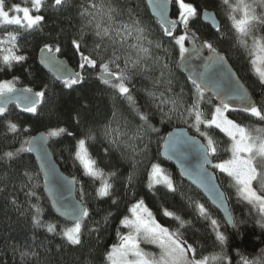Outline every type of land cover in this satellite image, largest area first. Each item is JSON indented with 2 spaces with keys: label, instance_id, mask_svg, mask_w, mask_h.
<instances>
[{
  "label": "trees",
  "instance_id": "16d2710c",
  "mask_svg": "<svg viewBox=\"0 0 264 264\" xmlns=\"http://www.w3.org/2000/svg\"><path fill=\"white\" fill-rule=\"evenodd\" d=\"M170 2L178 21L175 0ZM184 2L197 13L189 18L186 27L178 23L172 36L165 35L164 28L149 15L145 0H63L60 6L54 0H42L38 14L44 19L38 27L16 31L0 24V42L4 43L9 34L15 35V48L25 57L10 65L0 59V83L11 80L16 87L45 93L35 113L12 106L0 114V264H109L107 253L122 231L120 221L141 200L157 223L177 232L185 245L191 246L192 258H207L205 264H264V213L244 199L235 181L211 168L227 197L233 220L230 230L159 155L167 133L177 127L185 128L202 142L206 139L200 133H207L217 148L211 156L213 163L230 155V140L214 127L201 124L197 131L194 114L187 112L197 99L196 90L183 65L188 55H180L174 37L192 33L201 43H210L245 84L250 93L248 101L264 109V84L254 72L251 54L240 43L241 37L229 18H240L241 14L229 7L235 6L237 0H229L228 4L224 0ZM16 5L13 0H4L5 9ZM203 10L215 13L217 31L201 23ZM256 14L264 16V8L256 6ZM97 23L101 29H108L107 36L96 35ZM137 28L143 32H137ZM253 36L264 38V19L255 21L251 34L243 37L247 45ZM74 40L80 44L79 51L73 46ZM46 44L81 74L78 84L65 87L64 82H57L39 66L37 54ZM134 45L148 51L140 52ZM81 53L96 60L97 66L80 68ZM101 63L108 65L110 73H125L131 101L111 86L119 83L116 78L111 83L98 79ZM234 102L237 101L229 102L226 116L258 135L256 130L264 129V120L235 107ZM199 104L202 119H210L211 110L219 105L205 93ZM141 115L147 117L146 122ZM10 123L17 126L15 132L9 131ZM60 128L65 131L49 136L50 130ZM40 132L48 135L54 160L76 183L77 198L88 211L82 220L79 245L69 244L62 235L73 225L59 221L49 209L33 157L27 151L11 159L4 156L21 147L27 149L24 142ZM81 139L85 140L87 156L95 162L98 175H89L77 158ZM153 164L159 165L172 181L173 190L164 184L151 185ZM258 173L264 174V168H258ZM105 181L111 185L109 195L99 196L97 190ZM254 188L264 196V176L254 181ZM197 205L203 207V213ZM33 206L41 209L40 219L45 224L55 226L54 232L33 225ZM165 211L174 215L166 216ZM217 233L224 237L223 242Z\"/></svg>",
  "mask_w": 264,
  "mask_h": 264
},
{
  "label": "snow or ice",
  "instance_id": "6c2138e0",
  "mask_svg": "<svg viewBox=\"0 0 264 264\" xmlns=\"http://www.w3.org/2000/svg\"><path fill=\"white\" fill-rule=\"evenodd\" d=\"M42 0H31L32 9L36 12L40 11ZM63 3V0H54L56 6H60ZM176 3L179 6V20L167 21L165 24H162L161 27L164 28L165 35L172 36V29L176 28L177 23L183 26H187L189 18L195 16L197 10L190 4L185 3L184 0H176ZM225 4L229 3V0H224ZM256 6L264 8V0H253L252 3H248L247 0H237L235 6L229 5L232 8L233 12H239L240 18L236 19L235 16H230L232 20L233 28L238 34H240V43L245 47H249L243 37H247L251 34L254 22L258 19H264V16L258 17L256 14ZM94 7H96L94 5ZM11 11L16 13H22L20 15H10V11L5 10L4 0H0V22L8 25H20L29 30H32L38 27L43 21L44 17L42 15H32L31 10L28 7L14 6ZM111 11V9H109ZM108 19L111 20V16H108ZM97 36H107L108 29H101V25L97 23L96 25ZM137 32L142 33L143 29H136ZM175 44L179 46V53L183 57L185 53L188 52V49L185 47V35H180L174 37ZM16 37L13 34L9 35V43L12 44L13 48L15 47ZM3 43V42H0ZM73 46L79 51L80 44L78 41H73ZM159 47V44L156 45ZM45 49L49 52L52 49L46 44ZM137 47L138 51L146 53L148 50L143 47ZM204 48L208 49L209 55L206 57L209 65H218L223 64L224 58L216 53V50L210 43H204ZM60 49L57 48L58 52ZM7 54L0 57L5 64H11L12 61H23L25 59L22 55H16L12 48L4 50ZM193 51L199 52V49L195 47ZM250 51L257 54V59L253 61V64H256L257 61L264 63V38H256L253 36L252 45L250 46ZM50 62L52 58H49ZM96 67L97 62L94 59H91L87 55L81 53V64L80 68ZM101 79L105 83H111L108 79L109 76L114 75L116 80L119 83L111 84V86L118 90L121 95H127L129 101L132 100V97L128 95V88L125 86L124 81L126 80V75L124 72L119 74L110 73L107 64L101 63ZM257 73L260 77L262 83H264V70L257 68ZM64 86L71 87L80 82L81 74L79 72L75 74L65 73L62 77ZM205 78L201 74L198 77L192 79V83L196 90L197 99L193 101V104L190 108L187 109L189 115L195 116L194 126L197 128V131H200L199 126L203 124L207 128L214 127L219 129V131L225 134L226 137L230 140V146L228 151L231 153L229 159L223 160L220 163L212 165L214 168L219 169L220 171L226 173L231 177L235 184L238 186V190L244 199L249 200L250 202H258L260 205V211L264 213V197L257 194L253 190L252 182L258 179H261L264 174L258 173V168H264V129H257L256 132L258 135H252L249 130H246L244 127L240 126L231 119H228L224 113L229 109V103L222 101L220 106L211 110L210 119H202L203 113L200 110L199 100L203 98L204 90L206 83L204 82ZM13 89L9 84H0V94L5 92H12ZM28 93H31V89L25 90ZM44 92H36L35 96H25L27 103L24 106L25 112L35 113L37 111V103L44 97ZM230 100H239L242 104L241 110L247 113H250L253 117H258L260 120H264V109H260L254 104L248 101L247 93L237 86L232 92L229 93ZM175 103V101H173ZM19 106V105H18ZM5 112V108L0 107V114ZM140 119L147 121V117L141 115ZM150 127V126H149ZM17 126L15 124H9V131L15 132ZM155 131V129H152ZM65 129H54L49 131V136H57L60 133H63ZM202 136L205 137L207 143L201 144L198 141L192 139L191 143L197 145L198 151L201 157V174L202 182L204 179V169L205 166L211 163L210 157L216 153L217 148L213 139L209 138L207 133L201 132ZM24 143H32L30 141H25ZM78 151L76 153L77 158L81 161L84 168L86 169L89 175H98L99 172L93 166L95 164L87 156V150L85 148V140L81 139L78 141ZM31 148L17 149L14 152H5L4 156L11 159L19 152L22 151H31ZM259 158V159H258ZM150 181H153L156 184L163 183L169 190H173L172 181L163 173V170L157 164L152 165L151 172L149 173ZM111 185L106 181L103 183L102 187L97 190L99 196L109 195V189ZM35 212L32 215V223L36 227H46L47 231L54 232L55 226L53 224H45L40 219L41 209L33 206ZM201 213L204 212L202 206L197 205ZM131 213V218L125 216L121 221V225L127 228L129 231L126 235L120 236V243L113 245L111 250L107 253V260L109 264H205L207 258L203 260H197L194 258H189V253L193 252L191 246H186L185 243L180 239V236L177 232H171L168 228L163 227L161 224L157 223L156 219L153 217L152 213L144 206V202L137 201L129 209ZM71 215L73 216V226L62 231V235L66 238L69 244L79 245L81 243V225L84 217L88 216L87 209L73 208L71 210ZM164 215L173 216L174 214L169 211H165ZM179 220V217H176ZM213 224L216 221H212ZM119 235V233H118ZM217 238L223 242L224 237L217 233ZM141 242H147L154 244L159 248V255H153L151 253L145 252L141 247Z\"/></svg>",
  "mask_w": 264,
  "mask_h": 264
},
{
  "label": "water",
  "instance_id": "95a60500",
  "mask_svg": "<svg viewBox=\"0 0 264 264\" xmlns=\"http://www.w3.org/2000/svg\"><path fill=\"white\" fill-rule=\"evenodd\" d=\"M149 15L157 22L159 26L171 21L172 5L166 0H145ZM15 4L26 5L29 0H13ZM200 21L203 25L209 26L212 30L217 31L219 21L214 12L203 10L200 13ZM195 44L199 48L198 56L206 53L209 55L208 49L203 47V43L195 38L191 33ZM188 52H193L188 49ZM217 53V52H216ZM219 54V53H218ZM222 56L221 54H219ZM223 64L203 65L199 76L202 74L205 78L206 87L204 93L207 94L216 104L224 102H233L239 100H230L229 93L234 89L242 88L249 97L250 93L245 84L241 81L238 74L231 67L224 56ZM49 58H52L51 62ZM207 60V59H206ZM39 66L57 82H63L61 78L65 73H77L66 60L60 59L56 53L49 52L47 49H41L37 54ZM180 66H182L180 64ZM184 71V69L182 68ZM99 75L98 79L103 81ZM186 77L187 74H185ZM108 79L113 81L115 76H109ZM104 82V81H103ZM78 84V83H77ZM23 87H15L12 92L0 94V107L8 108L15 106L20 111L25 112L24 106L27 103L25 96H35L34 91L28 93ZM253 102V98H250ZM40 101L37 103L39 105ZM19 105V106H18ZM194 139L203 144L201 140L191 135L185 128L177 127L171 129L161 144L160 158L171 165L177 172L179 178L191 186L198 192L208 205L214 209L221 217L225 225L232 230L233 220L230 213L227 197L223 192L215 173L212 171L213 161L205 166L204 179L202 182V174L200 164L202 162L197 145L191 143ZM27 143V151L34 159L43 183V195L53 215L61 222L73 225L74 220L71 215L73 208L84 209L77 198L76 183L65 175L59 165L54 160L52 152L49 148V137L45 132L34 135ZM84 219V218H83Z\"/></svg>",
  "mask_w": 264,
  "mask_h": 264
},
{
  "label": "rangeland",
  "instance_id": "374dc122",
  "mask_svg": "<svg viewBox=\"0 0 264 264\" xmlns=\"http://www.w3.org/2000/svg\"><path fill=\"white\" fill-rule=\"evenodd\" d=\"M175 9L177 10L176 11V15H178V13H179V6H178V4L176 3V0H175ZM17 6V5H16ZM18 6H20V7H28L30 10H31V14L32 15H37L38 14V12H36L34 9H32V4H31V0H30V2H29V4H27V5H18ZM14 7V6H13ZM13 7L11 8V9H5V10H7V11H10V15H20L21 17H22V13H16V12H14V11H11L12 9H13ZM39 15V14H38ZM176 17V16H175ZM174 17V18H175ZM193 17V16H192ZM239 19V18H238ZM0 24L1 25H5V26H7V27H11V28H14V29H16V31H19V30H21V29H27V28H25V27H23V26H20V25H8V24H4L3 22H0ZM10 35V34H9ZM9 35H7L6 37H5V42L3 43V50H2V52L5 50V49H9V48H12V50H13V52L16 54V55H22V54H20L17 50H16V48L14 47L13 48V46H12V44L11 43H9L8 41H9ZM239 36H240V34H238ZM252 45V43H249L248 44V46L249 47H247L248 48V50H249V52H250V54H251V57H252V60L254 61V60H256L257 59V54L256 53H253V52H251L250 51V46ZM5 54H7L5 51L3 52V55H5ZM23 56V55H22ZM185 61H184V67H185V69H186V72L188 73V75H189V77H190V79L192 80L193 78H195V77H198L199 76V73H200V70H201V66L203 65V61L199 58V56L198 57H196V55L194 54V55H191V56H186L185 58ZM257 68H260L261 70H264V63H261V62H259V61H257V63L256 64H253V69H254V72L256 73V75L258 76V78L260 79V77H259V75H258V73H257ZM261 81V80H260ZM10 83V86L12 87V89H14L15 87H16V85H15V83L13 82V81H3V82H1L0 84H9ZM262 83V82H261ZM262 84H264V83H262ZM5 93H8V92H5ZM233 105L235 106V107H237V108H242V104H241V102H234L233 103ZM218 106H220V105H218ZM224 115L226 116V111H225V113H224ZM227 117V116H226ZM228 118V117H227ZM229 119V118H228ZM219 130V129H218ZM225 135V134H224ZM228 138V137H227ZM229 139V138H228ZM204 143L203 144H206L207 143V141L205 140V141H203ZM216 153H217V151H216ZM216 153H214L213 154V156L216 154ZM231 157V153H230V155H229V157L227 158V159H229ZM224 160H226V159H224ZM220 162H222V161H218V162H216V163H220ZM216 163H213V165L214 164H216ZM213 167V166H212ZM214 168V167H213ZM216 171H219V172H222V171H220L219 169H216V168H214ZM163 173L165 174V172L163 171ZM222 173H224V172H222ZM224 174H226V173H224ZM166 175V174H165ZM227 175V174H226ZM150 183H151V185H156V183H154L153 181H150ZM160 184H163V183H160ZM252 187H253V190H255L256 191V189L254 188V181L252 182ZM257 192V191H256ZM257 194H258V192H257ZM259 195V194H258ZM261 196V195H260ZM262 197H264V196H262ZM248 202H250L249 200H247ZM250 203H252L259 211H260V205H259V203L258 202H250ZM261 212V211H260ZM262 213V212H261ZM127 216H129V218H131V213H128V215ZM72 226H70V228H71ZM121 228H122V231H121V233H120V235H119V237H118V240H117V242H116V244H119L120 243V236H122V235H126L127 233H128V229L127 228H125L123 225H121ZM115 244V245H116ZM140 247L145 251V252H148V253H151V254H153V255H159V248L156 246V245H154V244H150V243H147V242H141V244H140ZM189 255V258H192L191 257V254L189 253L188 254Z\"/></svg>",
  "mask_w": 264,
  "mask_h": 264
},
{
  "label": "flooded vegetation",
  "instance_id": "af4514ba",
  "mask_svg": "<svg viewBox=\"0 0 264 264\" xmlns=\"http://www.w3.org/2000/svg\"><path fill=\"white\" fill-rule=\"evenodd\" d=\"M168 2H170V0H167ZM171 3V2H170ZM172 5V4H171ZM173 6H172V15H171V20H177L176 18H174V15H173ZM178 24V23H177ZM178 26H176V28H177ZM176 28H174V29H172V31H174V30H176ZM182 33H184V32H182ZM186 36V45H187V47H189V49H192L193 50V48H194V45H195V47L196 48H198L197 47V45L195 44V42H194V40L192 39V37H189V35H185ZM199 49V48H198ZM185 54H187L188 56H191V55H196V57H198V54H197V52H195V51H193V52H189V53H185ZM191 54V55H190ZM205 55H206V53H203V55L200 57L199 56V58L203 61V65H208L209 63H208V61L205 59ZM202 65V66H203ZM201 66V67H202Z\"/></svg>",
  "mask_w": 264,
  "mask_h": 264
}]
</instances>
